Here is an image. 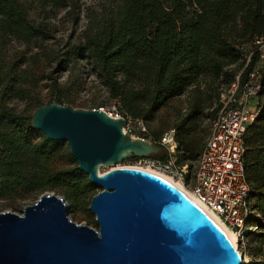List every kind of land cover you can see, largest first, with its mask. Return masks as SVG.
Wrapping results in <instances>:
<instances>
[{
    "label": "trees",
    "instance_id": "trees-1",
    "mask_svg": "<svg viewBox=\"0 0 264 264\" xmlns=\"http://www.w3.org/2000/svg\"><path fill=\"white\" fill-rule=\"evenodd\" d=\"M0 32L25 43L52 38L48 28L29 20L20 0H0ZM261 35L264 0H120L91 22L80 45L66 47L63 54L66 59L85 56L95 65L111 97L119 99L123 115L151 121L169 99L188 86L198 89L203 84L217 100L219 91L238 73L243 83L257 57L254 54L244 66L245 53L240 46L251 41L254 49L255 38ZM22 61L0 52V197L25 198L52 190L61 194L71 209L83 207L97 192L96 186L76 168L71 156V166H54L63 142L47 139L30 126V117L6 103L9 95L27 96L33 84L34 78L28 68L21 67ZM232 63L237 64L230 67ZM260 71L259 112L244 134V171L254 210L248 223L264 227V222L254 219L256 213L264 219V62ZM221 83L224 86L219 89ZM209 98L194 103L181 119L179 128L185 129L184 136L177 138L175 127L177 149L183 151L179 163L197 157L202 148L203 144L196 147L186 134L194 130ZM137 158L130 156L124 161Z\"/></svg>",
    "mask_w": 264,
    "mask_h": 264
},
{
    "label": "water",
    "instance_id": "water-1",
    "mask_svg": "<svg viewBox=\"0 0 264 264\" xmlns=\"http://www.w3.org/2000/svg\"><path fill=\"white\" fill-rule=\"evenodd\" d=\"M125 119L51 102L30 126L67 142L76 168L100 187L89 200L98 228L68 217V203L41 192L21 214L0 211V264H241L217 223L176 185L151 171L114 166L162 147L123 132Z\"/></svg>",
    "mask_w": 264,
    "mask_h": 264
},
{
    "label": "rangeland",
    "instance_id": "rangeland-1",
    "mask_svg": "<svg viewBox=\"0 0 264 264\" xmlns=\"http://www.w3.org/2000/svg\"><path fill=\"white\" fill-rule=\"evenodd\" d=\"M20 1L27 8L29 20L35 25H43L48 28L52 33V38L31 40L25 43L0 32L1 54L10 59L23 60L21 67L28 68L31 77L34 78V86L33 84L29 86L28 95H9L6 99L7 105L24 117H31L35 105L47 104L50 100L61 101L73 108L83 109L111 106L116 99L111 97L106 86L102 83L95 65L85 56L76 55L66 59L63 51L70 45H80L84 32L91 22L103 16L120 0ZM252 46V42L247 41L241 44L240 48L243 53H246L253 49ZM236 64L232 63L230 67H235ZM260 65H262L261 62L256 60L254 67L259 68ZM26 85L25 83L24 86ZM223 86L224 83H221L219 89ZM208 96L210 97L209 106L206 104L203 106L202 114L195 121L194 130L186 134V137L191 138L193 144L200 148L208 132L209 112L219 103L214 92L204 90L203 84L198 89L193 85L188 86L181 94L169 99L155 113L151 121H145L150 134L157 139L163 131L177 127V138L184 136L185 129L179 128L181 119L189 113L194 103ZM164 153L165 150L162 148L158 154ZM176 154L177 160H179L183 154L180 147ZM70 156L72 157L69 145L67 142H63V147L53 159L52 164L59 168H67L72 165L69 160ZM196 158L194 155L191 159H184L188 163L189 175L195 169ZM72 159L74 158L72 157ZM135 161L123 160L115 165L101 166L99 171L104 172L114 166H133ZM180 162L182 161L180 160ZM96 188V191L100 190V187L96 186ZM37 197L38 195L34 193L25 198L0 197V211L21 214L23 207L33 203ZM90 198L85 200L83 207H74L73 209L67 202V214L75 222L97 229L98 224L95 221L94 213L89 209ZM255 218L264 222L261 213H256ZM246 229L245 235L238 236L236 241V248H238L242 260L241 264H264V227L259 226L258 222L257 225L247 223Z\"/></svg>",
    "mask_w": 264,
    "mask_h": 264
},
{
    "label": "built area",
    "instance_id": "built-area-1",
    "mask_svg": "<svg viewBox=\"0 0 264 264\" xmlns=\"http://www.w3.org/2000/svg\"><path fill=\"white\" fill-rule=\"evenodd\" d=\"M254 44L255 48L245 53L244 66L254 54L261 64L264 62V36L256 37ZM261 89L260 67L253 66L243 83H240L238 73L219 91L217 101L220 107L208 117V132L197 155L195 169L190 175L188 163H179L177 160L175 127L163 131L156 139L150 134L143 119L123 115L119 99L111 106L98 109L104 110L111 117L124 118V133L141 137L164 148L163 156L156 154L139 157L134 167L157 169L180 181L191 190L199 207L208 215V212L216 214L234 229L237 236L242 237L254 212L252 201L248 198L244 171V134L247 125L258 115Z\"/></svg>",
    "mask_w": 264,
    "mask_h": 264
},
{
    "label": "bare ground",
    "instance_id": "bare-ground-1",
    "mask_svg": "<svg viewBox=\"0 0 264 264\" xmlns=\"http://www.w3.org/2000/svg\"><path fill=\"white\" fill-rule=\"evenodd\" d=\"M144 169L149 170L153 173H156L158 175H160L161 177H164L165 179H167L168 181L172 182L174 185H176L183 193H185L188 197H190L195 203H197L195 196L193 195V193L191 192L190 189H188L187 187H185V185L183 183H181L180 181H176L173 178L169 177L168 175H166L165 173L157 170V169H152L150 167H145ZM99 173H102L99 171ZM210 217L217 223V225H219V227L224 231V233L228 236V238L231 240V242L233 243V245H237L236 241L238 240V236L236 234V232L234 231V229H232L231 227H229V225H227L226 223H224L222 220L219 219V217L212 213V212H208ZM237 247V246H236ZM238 249V248H237Z\"/></svg>",
    "mask_w": 264,
    "mask_h": 264
}]
</instances>
